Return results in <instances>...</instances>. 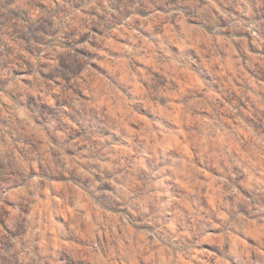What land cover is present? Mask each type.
Instances as JSON below:
<instances>
[{"label":"clouds","instance_id":"1","mask_svg":"<svg viewBox=\"0 0 264 264\" xmlns=\"http://www.w3.org/2000/svg\"><path fill=\"white\" fill-rule=\"evenodd\" d=\"M0 264H264V0H0Z\"/></svg>","mask_w":264,"mask_h":264}]
</instances>
